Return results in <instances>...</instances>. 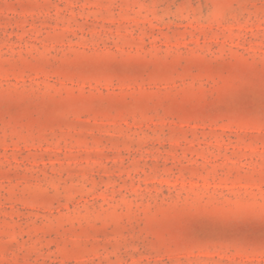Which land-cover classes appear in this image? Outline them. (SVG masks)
<instances>
[{"label": "rangeland", "instance_id": "1", "mask_svg": "<svg viewBox=\"0 0 264 264\" xmlns=\"http://www.w3.org/2000/svg\"><path fill=\"white\" fill-rule=\"evenodd\" d=\"M0 264H264V0H0Z\"/></svg>", "mask_w": 264, "mask_h": 264}]
</instances>
